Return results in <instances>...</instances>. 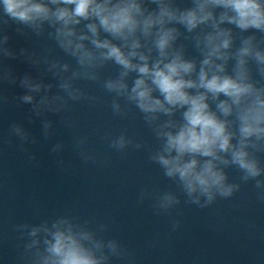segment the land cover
I'll list each match as a JSON object with an SVG mask.
<instances>
[{
	"label": "clouds",
	"instance_id": "obj_1",
	"mask_svg": "<svg viewBox=\"0 0 264 264\" xmlns=\"http://www.w3.org/2000/svg\"><path fill=\"white\" fill-rule=\"evenodd\" d=\"M13 34L44 43L17 50ZM16 59L38 75L2 66ZM109 65L115 74L105 76ZM0 68V80L25 90L16 99L36 117L62 114L70 103H100L81 81L112 97L114 116L138 112L155 141L149 161L178 189L139 192L138 202L151 199L155 216H171L181 204L206 209L249 183L264 203V0H0ZM42 134L51 138L52 121H42ZM10 135L22 150L36 143L19 123ZM101 139L121 156L146 148L126 130ZM87 144L81 135L72 147L83 164L96 163ZM64 148L58 142L51 151ZM180 226L171 219L173 232ZM13 228L18 264H131L129 248L106 235L108 222L69 213Z\"/></svg>",
	"mask_w": 264,
	"mask_h": 264
},
{
	"label": "water",
	"instance_id": "obj_2",
	"mask_svg": "<svg viewBox=\"0 0 264 264\" xmlns=\"http://www.w3.org/2000/svg\"><path fill=\"white\" fill-rule=\"evenodd\" d=\"M181 2L187 6L190 0ZM43 43L13 34L12 45L17 50ZM189 53L195 55L191 49ZM2 66L16 76L38 75L22 59L3 61ZM114 74L113 66L105 68V76ZM44 79L51 82L50 76ZM80 86L101 97V102L70 103L62 114L48 112L36 117L31 105L18 103L16 98L25 91L18 82L13 85L0 80V264H18L21 241L15 224L38 223L69 213L108 222L111 230L106 235L129 248L131 264H264V203L257 200L251 183L231 199H218L206 209L181 204L171 216H155L152 200L139 203V192L145 188L153 194L178 189L148 159V149L155 147L151 131L135 110L127 118L114 116L112 97L98 84L81 81ZM45 119L53 122L50 139L42 134ZM62 120L73 126L66 128ZM12 123L22 124L36 143H28L22 150L18 138L10 135ZM125 130L146 148H130L121 156L101 139ZM81 135L88 136L87 149L95 153L96 163L83 164L73 150V138ZM58 142L65 148L53 153L51 148ZM227 171L231 180H238L236 169ZM172 218L181 221L175 232L171 230ZM113 264L127 262L114 260Z\"/></svg>",
	"mask_w": 264,
	"mask_h": 264
}]
</instances>
